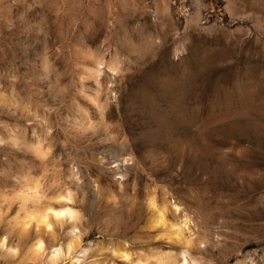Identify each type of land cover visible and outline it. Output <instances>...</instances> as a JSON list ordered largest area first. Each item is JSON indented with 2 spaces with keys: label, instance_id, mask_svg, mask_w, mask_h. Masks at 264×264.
<instances>
[{
  "label": "rangeland",
  "instance_id": "1",
  "mask_svg": "<svg viewBox=\"0 0 264 264\" xmlns=\"http://www.w3.org/2000/svg\"><path fill=\"white\" fill-rule=\"evenodd\" d=\"M183 251L264 264V0H0V264Z\"/></svg>",
  "mask_w": 264,
  "mask_h": 264
},
{
  "label": "bare ground",
  "instance_id": "2",
  "mask_svg": "<svg viewBox=\"0 0 264 264\" xmlns=\"http://www.w3.org/2000/svg\"><path fill=\"white\" fill-rule=\"evenodd\" d=\"M62 201H63V199H62ZM73 215H74V210L71 207H67V208L65 207V208L59 209V210L51 208V210L49 212H47L45 215L44 214H41V215L37 214V215H34L32 217H34L37 220L42 221V222L43 221L48 222V219L51 220V218H53L56 222H58V223H36L38 228H41L42 226H44L46 228V231L50 232V231H53L54 226L56 224H60V223L64 222L65 219L71 218V217H73ZM53 219L51 221H53ZM27 224H29V223H27ZM62 224H64V223H62ZM185 230H186L185 226L180 227L178 235L181 236L183 234V236H185L186 235L185 233L187 232ZM184 231H185V233H184ZM72 232H74L75 234L78 233L75 229H73V231H71V233ZM78 237H80V235ZM77 240L78 239L76 238V240H72L71 243L68 244V246L66 247L67 251H70L71 249L75 248L74 244H76V243L78 244ZM43 249H44L43 243L40 241L39 244H37L36 247L33 248V250H32V253H31L32 259L35 260L36 257L38 259L39 256L43 255ZM82 253L85 254L86 252L82 251ZM62 254H63L62 248L60 246V247L51 249L48 252V254H46L45 257L43 259L41 258L40 260H41V262L47 261L50 263H55L59 259H61ZM191 257L192 256L190 254L186 253L185 251H183L181 254H174L172 256H170L168 254H163L160 256V258L158 260L149 261V264H198L199 260L196 261L194 258H191ZM37 262L38 261H36V264H37ZM38 264H41V263L38 262ZM129 264H132V262ZM237 264H240V263L238 262Z\"/></svg>",
  "mask_w": 264,
  "mask_h": 264
}]
</instances>
